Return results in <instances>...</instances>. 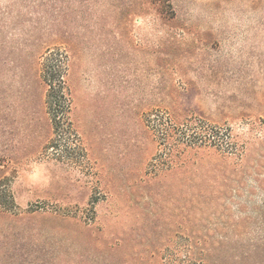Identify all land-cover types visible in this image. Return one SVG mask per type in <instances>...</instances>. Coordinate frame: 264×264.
<instances>
[{"label": "rangeland", "instance_id": "1", "mask_svg": "<svg viewBox=\"0 0 264 264\" xmlns=\"http://www.w3.org/2000/svg\"><path fill=\"white\" fill-rule=\"evenodd\" d=\"M57 45L66 153L41 74ZM163 110L243 155L165 145ZM263 146L264 0H0V264H264Z\"/></svg>", "mask_w": 264, "mask_h": 264}, {"label": "trees", "instance_id": "2", "mask_svg": "<svg viewBox=\"0 0 264 264\" xmlns=\"http://www.w3.org/2000/svg\"><path fill=\"white\" fill-rule=\"evenodd\" d=\"M67 64L68 55L66 47L64 45H57L56 48L49 49L45 53L41 69L42 78L48 86L46 103L53 129V137L48 148L54 147L56 149L55 152L62 150L65 152L67 149L80 147L78 135L69 118L71 100L65 79ZM161 112L162 118L159 119L160 133L165 145L169 144V139L174 133L175 147L179 144L190 147L208 146L228 156H232V154L243 155V148L239 149L237 147L231 131L227 127L218 126L201 115L190 116L184 122L176 124L166 111L163 110ZM80 149L83 150V148ZM262 149L264 150V146ZM261 157H264V154H261ZM262 170H264V159L259 160L253 174L250 172L249 175H252L253 180L256 182V187L264 190V180L261 178L263 174ZM254 190L255 187L249 188L247 192L250 194L249 196L254 194ZM252 209L253 211L257 210V213L259 211L258 215L264 217V204L256 205ZM188 252L192 255L189 248L181 251V261H186L190 257L196 260V257L189 256ZM196 253L199 256L201 255L200 251ZM231 255L229 254V256ZM194 263L203 264V259L196 260Z\"/></svg>", "mask_w": 264, "mask_h": 264}]
</instances>
